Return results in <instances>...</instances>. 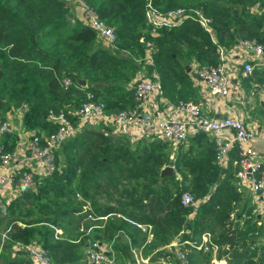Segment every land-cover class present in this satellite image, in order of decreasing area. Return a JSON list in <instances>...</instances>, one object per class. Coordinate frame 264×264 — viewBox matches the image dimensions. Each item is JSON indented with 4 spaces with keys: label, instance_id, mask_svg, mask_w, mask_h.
<instances>
[{
    "label": "trees",
    "instance_id": "16d2710c",
    "mask_svg": "<svg viewBox=\"0 0 264 264\" xmlns=\"http://www.w3.org/2000/svg\"><path fill=\"white\" fill-rule=\"evenodd\" d=\"M82 1L115 27L116 47L107 48L64 0H0V115L25 104V129L43 141L57 129L49 111L76 112L89 92L106 104V112L133 109V82L145 67L149 41L158 52L153 64L146 62L148 75L158 74L168 91L185 81L193 60L200 67L217 65L220 47L230 49L244 39L264 45V0ZM148 1L161 10L183 8L190 17L154 36L145 19ZM195 11L211 19L215 41ZM64 77L74 82L68 91L61 84ZM111 131V123H87L55 150L53 174L36 177L35 190L0 209V264H34L25 249H17L19 243L34 242L48 251L53 264H89L88 242L95 239L111 244L120 264H135L134 251L151 257L149 264L159 258L166 264H213L214 257V264H226L224 259L264 264V245L258 233L250 232L256 218L252 196L237 177L239 165L235 172L231 166L223 172L215 141L174 150L163 139L132 142ZM14 135H0V143ZM195 136L204 140L207 134ZM166 166L178 172L163 176ZM186 190L195 197L188 206L181 201ZM88 213L107 219L92 222ZM138 224L151 230L143 232ZM204 235L210 237L207 251ZM174 241L187 253L184 259L168 248ZM235 247L254 261L240 257ZM204 252L210 254L208 262L200 259ZM196 253L200 256L190 262Z\"/></svg>",
    "mask_w": 264,
    "mask_h": 264
},
{
    "label": "built area",
    "instance_id": "2783aa9c",
    "mask_svg": "<svg viewBox=\"0 0 264 264\" xmlns=\"http://www.w3.org/2000/svg\"><path fill=\"white\" fill-rule=\"evenodd\" d=\"M64 1L79 6L84 20L99 34L103 44L107 48L116 47L117 34L115 27L109 26L101 20L97 12L84 1ZM195 14L201 27L215 41L211 19L200 11H195ZM189 17L190 15H187L186 10L183 8L161 10L155 7L151 1H148L145 10L146 23L154 36L158 34L159 29L180 26ZM147 46L148 53L145 61L148 64H153L155 59L154 54L158 52V47L151 41L147 43ZM237 47L252 52L257 58L264 55V45L256 40H239ZM219 60L220 62L217 65L199 67L197 73L211 93L227 96L231 81L226 72V49L223 47L219 48ZM257 65L264 66V60L259 59L257 63H245L244 75L251 76ZM134 82V97L137 106L133 109L106 112V104L103 101L97 100L95 95L89 92L87 93V101L82 103L76 112L71 111L66 113L64 111L50 110L48 120L57 125L56 131L46 136L44 141L39 135L32 134L25 155L1 150L0 203L3 189L7 185H10L14 178L17 179L16 173L18 170L23 168L21 175L17 179L16 196H20L28 190H35L37 187L36 177L53 174L57 170L55 150L67 139L80 132L87 123L96 124L101 121L121 127L123 132L132 131L142 134L146 130L155 131L159 138L173 144L186 141L192 133L215 134L218 136L215 139L218 163L220 165L224 163L231 146L236 144L240 153L237 177L240 179L241 184L250 187L254 194L264 197V159L250 145L258 138V134L251 130L242 119L236 117L218 120L209 119L203 115L202 109L195 103L181 101L178 104L179 113L177 115L163 120H156L152 111H146L140 105L149 97L163 93L164 86L162 81L160 79L151 80L138 77ZM61 84L63 89L68 91L74 85V82L70 77H64L61 80ZM258 88L264 99V85H259ZM18 110L24 112L27 110V106L24 104ZM74 118H78V122H74ZM227 130L234 132L233 140L221 137ZM15 131H17V128L8 120H4L0 115V135ZM78 197L81 199V195L78 194ZM181 201L184 206H188L194 203L195 197L190 192H186L182 194ZM0 205L2 207L5 206L4 203ZM5 208L3 209L5 210ZM121 216L118 214V217ZM87 219L99 221L107 219V216H95L88 213ZM138 227L143 232L151 230V226L146 224H138ZM56 233L61 234L62 231L57 229ZM88 243L87 261L89 264H114L116 251L111 244L101 243L98 239L89 240ZM17 249H25L34 264H53L48 251L37 242L27 246L19 243L17 244ZM135 253L136 251H134Z\"/></svg>",
    "mask_w": 264,
    "mask_h": 264
},
{
    "label": "crops",
    "instance_id": "0c3cea01",
    "mask_svg": "<svg viewBox=\"0 0 264 264\" xmlns=\"http://www.w3.org/2000/svg\"><path fill=\"white\" fill-rule=\"evenodd\" d=\"M255 10H257V8ZM78 12L74 10L75 15L78 14L77 17H79L81 20H84L82 14L79 15ZM259 59L264 60V55L260 58H257L252 52L242 50L237 46L226 49V72L229 75L231 81L229 94L227 96L211 93L208 90L205 82L198 76L197 72L200 66L196 61L193 60L192 63L187 67V75H185V81L183 83L176 81L175 84L170 87L169 91L168 89L164 88L163 93L149 97L140 105V107L146 111H152L156 120H163L177 115L179 113L178 104L181 101H188L198 105L202 109L203 115L209 119L218 120L228 117L242 119L251 130L258 134V138L250 145L254 150L258 151L261 157L264 159V99L258 88V83H261V81L264 80V66L257 65V67L260 68L257 70V72H259L257 76L254 75L251 77L252 75H244L245 63H257V60ZM143 63L145 64V67L141 68L140 75L138 76L139 78L144 77L151 80L160 79L158 74H153L151 76L148 75V69L146 68L149 65L144 60ZM134 83L135 82H133V84ZM136 106L137 102L134 107ZM24 113L25 111H19L18 108L12 107L5 113L4 118L1 116L4 120L11 122L13 126L17 128V131L13 132L16 135L13 137H16L15 139L1 141L0 151L4 150L6 147H12L14 149L11 150L12 152L18 153L20 155L26 154L27 145L31 135L37 133L34 130L29 131L25 129ZM112 126L114 128V131H111L112 134L128 135L132 142H137L144 139H147V141L161 140L155 131L146 130L142 134H137L132 131L123 132L121 127L115 126L114 124H112ZM42 134L45 135L46 133L42 132ZM195 135L196 133H192L186 141L179 144L171 143V145L173 146L174 150H177V148L181 145H184L187 149L190 146L200 147V145L203 144V141L212 142L213 144V141L218 138V136L215 134H207V137H204V140H202ZM221 137L227 140H233L234 132L227 130L221 135ZM171 158L174 159V156H171ZM239 159V149L236 144H233L225 158L224 163L221 165L219 163L218 164L223 168V172H225L230 166L231 170L235 172L239 165ZM169 167L173 168V172H178L174 166ZM22 171L23 168L17 171V179L19 175H21ZM1 172L2 168L0 166V173ZM17 179L14 178L13 181H11L12 183L7 185V187H5L1 193L0 204L4 203L6 208L18 197L16 196ZM242 187L247 192H250L252 196L251 206L253 207V212L255 213L256 217L254 229L250 232L258 233V240L264 245V197H258L256 194H254L250 187L245 185H242ZM5 206L2 207L0 205V209L3 212L6 211ZM3 208H5V210ZM243 224L245 225V221L242 222V226ZM246 226H248V224H246ZM207 241L208 240L203 238L204 243H207ZM175 245H178L177 242ZM205 247L207 248L208 246L205 245ZM238 249L239 248H236L240 257L254 261L249 257L242 256ZM222 261H225L226 264H228L225 259ZM163 262L164 259H162V264Z\"/></svg>",
    "mask_w": 264,
    "mask_h": 264
},
{
    "label": "rangeland",
    "instance_id": "374dc122",
    "mask_svg": "<svg viewBox=\"0 0 264 264\" xmlns=\"http://www.w3.org/2000/svg\"><path fill=\"white\" fill-rule=\"evenodd\" d=\"M68 5H70L75 11H79L78 13H79V15H81L82 14V12H81V10H80V8H79V6L77 7V5H74V4H71V3H69ZM76 16H78V14L76 15ZM75 16V17H76ZM72 21H73V19H72ZM11 151V150H10ZM186 192H190L191 194H192V192L191 191H189V190H186L184 193H186ZM80 195V194H79ZM257 195V194H256ZM258 197L260 196V195H257ZM79 198V197H78ZM80 199V198H79ZM81 199H82V196H81ZM90 221H92V220H90ZM92 222H97V221H92ZM95 226H98V225H95ZM95 226H93L92 227V229H94V228H96ZM91 229H89L87 232H89ZM93 231V230H92ZM206 240H209L210 239V237L208 236V235H204L203 236ZM176 244V241H174L173 243H171L170 245H169V247L168 248H171V249H174L175 250V252L182 258V259H184V256L185 255H187V253L184 251H181L180 250V245L178 244L177 246L175 245ZM205 245H206V243H205ZM205 245L203 246V249H204V251H207L208 250V247L206 248L205 247ZM215 249V251L216 252H214V254L216 255L217 254V247H215L214 248ZM197 254V255H196ZM196 254H193L192 256H194V258L193 259H191L190 260V262H194L195 261V259H196V257L198 256H200V254H198V253H196ZM204 254H205V256L203 257V258H200L201 260H202V262H208V258L210 257V254H209V252H204ZM135 255H136V257L138 258V262H137V258H136V263L135 264H149V263H151L150 261H149V259L151 258V257H148V258H146V259H144L142 256H141V254L140 253H138V252H136L135 253ZM212 255H213V253H212ZM214 255V256H215ZM188 256V255H187ZM130 260V259H129ZM217 259H216V257H214V259H213V264H214V262L216 261ZM184 261H186V262H188V260H184ZM197 261H198V258H197ZM210 263H211V261H210ZM114 264H120L119 262H118V256H117V253H116V260H115V262H114ZM155 264H162V259L161 258H159V260H158V262H155ZM163 264H166L165 263V260H164V262H163Z\"/></svg>",
    "mask_w": 264,
    "mask_h": 264
},
{
    "label": "water",
    "instance_id": "95a60500",
    "mask_svg": "<svg viewBox=\"0 0 264 264\" xmlns=\"http://www.w3.org/2000/svg\"><path fill=\"white\" fill-rule=\"evenodd\" d=\"M84 84V83H83ZM162 175H173V168L172 167H165L163 170H162Z\"/></svg>",
    "mask_w": 264,
    "mask_h": 264
},
{
    "label": "bare ground",
    "instance_id": "6f19581e",
    "mask_svg": "<svg viewBox=\"0 0 264 264\" xmlns=\"http://www.w3.org/2000/svg\"><path fill=\"white\" fill-rule=\"evenodd\" d=\"M211 23H212V21H211Z\"/></svg>",
    "mask_w": 264,
    "mask_h": 264
}]
</instances>
